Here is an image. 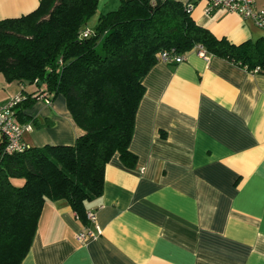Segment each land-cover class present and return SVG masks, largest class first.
I'll return each mask as SVG.
<instances>
[{
	"label": "crops",
	"instance_id": "1",
	"mask_svg": "<svg viewBox=\"0 0 264 264\" xmlns=\"http://www.w3.org/2000/svg\"><path fill=\"white\" fill-rule=\"evenodd\" d=\"M38 1L0 0V19ZM204 6L197 1L190 15L215 37L264 36L251 21L224 9L204 14ZM142 85L128 145L134 167L117 153L105 164L102 193L85 205L95 224L66 200L45 199L20 264H264V74L191 49L179 63L157 60ZM42 88L0 73V103ZM23 113L36 120L22 135L29 146L74 143L61 94ZM86 226L95 236L79 241Z\"/></svg>",
	"mask_w": 264,
	"mask_h": 264
},
{
	"label": "trees",
	"instance_id": "2",
	"mask_svg": "<svg viewBox=\"0 0 264 264\" xmlns=\"http://www.w3.org/2000/svg\"><path fill=\"white\" fill-rule=\"evenodd\" d=\"M99 2L39 0L26 14L0 19L3 78L43 85L19 92L16 120L36 124L23 110L36 99L51 101L61 94L77 130L71 145L26 144L14 153L0 145V264H20L45 199L66 200L87 225L85 205L101 195L112 155L134 167L128 145L144 93L142 79L161 52L183 54L200 45L208 54L264 74V36L238 44L217 38L178 0H119L90 28L87 21Z\"/></svg>",
	"mask_w": 264,
	"mask_h": 264
},
{
	"label": "built area",
	"instance_id": "3",
	"mask_svg": "<svg viewBox=\"0 0 264 264\" xmlns=\"http://www.w3.org/2000/svg\"><path fill=\"white\" fill-rule=\"evenodd\" d=\"M199 0H186L183 5L186 11L191 12ZM205 6L203 8L204 14H210L216 9H224L229 12L235 13L244 20H249L252 24L264 30V7L257 5V0H204ZM87 32L84 33L86 35ZM199 56L207 59L208 54L200 45L193 48ZM183 54H172L171 52L164 51L158 56V61L164 63H179L183 61ZM255 72V71H254ZM22 94L18 93L10 97L6 102L0 103V145L7 153H14L23 150L26 143L22 139L24 132L31 129L30 123L18 122L14 116V107L22 100ZM46 103L50 101L44 100ZM85 217L89 224H95L96 216L95 211L88 209L85 212ZM95 234L87 226L84 230L76 234L79 241L94 237Z\"/></svg>",
	"mask_w": 264,
	"mask_h": 264
},
{
	"label": "rangeland",
	"instance_id": "4",
	"mask_svg": "<svg viewBox=\"0 0 264 264\" xmlns=\"http://www.w3.org/2000/svg\"><path fill=\"white\" fill-rule=\"evenodd\" d=\"M118 1L119 0H106V3H104V4L102 2H100L98 4L97 8H96L95 14L88 19L87 26L90 27V28L94 27V25L96 24V18L98 16V14L103 13V12H105L107 10L115 9L118 4H116L114 6V4H112V3L113 2L117 3ZM257 2H258V0H257Z\"/></svg>",
	"mask_w": 264,
	"mask_h": 264
}]
</instances>
